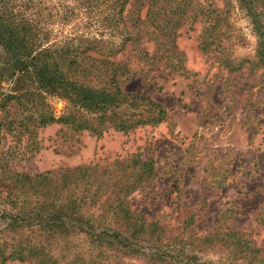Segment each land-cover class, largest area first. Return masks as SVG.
Here are the masks:
<instances>
[{
	"label": "rangeland",
	"instance_id": "obj_1",
	"mask_svg": "<svg viewBox=\"0 0 264 264\" xmlns=\"http://www.w3.org/2000/svg\"><path fill=\"white\" fill-rule=\"evenodd\" d=\"M200 1H213L226 13L222 50L203 51L199 42L205 25L187 20L176 30L175 48L163 49L170 58H158L160 51L150 58L154 47L148 36L128 41L116 56L128 58L132 70L122 90L145 96L164 110L162 121L128 131L107 127L96 135L58 122L39 125L40 114L49 111L59 117L69 110V102L44 93L4 100L35 85L29 78L10 76L0 48V241L40 237L35 224L6 229L5 213L17 212L6 201L14 191L8 187L13 173L34 175L94 164L100 168L139 153L153 159L155 176L150 187L133 191L127 200L158 218L170 230L166 238H177L170 248L173 256L191 253L182 246L185 242L212 235L206 249L195 253L200 260L264 264V69L249 73L246 63L254 56L256 36L236 0ZM51 4L43 0L42 12L52 36L61 39L77 29L110 38L109 30L100 26L103 14L51 19ZM115 32L112 38L119 44ZM133 44L145 48L147 55L139 51L140 58L133 56ZM148 109L120 108L127 114H147ZM164 259L155 264H176ZM126 261L154 264L133 257ZM0 264L30 263L13 259Z\"/></svg>",
	"mask_w": 264,
	"mask_h": 264
},
{
	"label": "trees",
	"instance_id": "obj_2",
	"mask_svg": "<svg viewBox=\"0 0 264 264\" xmlns=\"http://www.w3.org/2000/svg\"><path fill=\"white\" fill-rule=\"evenodd\" d=\"M64 1L50 0L51 19L103 14L100 26L109 30L110 38L77 29L56 38L46 24L43 0H0V48L10 76L29 78L35 85L34 90L19 89V95L8 94L4 100L44 93L70 104L59 117L49 111L40 114L41 126L58 122L73 131L99 135L107 127L128 131L150 121L160 122L164 110L158 104L121 88L132 70L128 58L116 56L128 41L137 43L148 36L154 47L150 58L157 57L158 51V58H170L163 49L166 45L167 51L175 48L176 30L188 20L191 25L197 21L205 25L199 42L203 51L224 46L226 13L213 1L70 0V6ZM236 1L256 36L254 56L246 60L251 73L264 69V0ZM114 30L120 36L119 44L112 38ZM133 46V56L140 58L139 51L147 55L145 48ZM122 106L150 109L147 114H127L120 110ZM13 176L8 187L14 191L6 201L17 212L5 213L6 229L35 224L40 237L2 239L0 263L16 259L30 264H128L126 258L133 257L154 264L164 258L176 264H215L195 254L206 249L212 235L185 242L182 246L191 253L173 256L170 248L177 238H166L170 230L158 218L133 208L127 200L133 191L150 187L155 176L152 158L133 153L100 168L77 165Z\"/></svg>",
	"mask_w": 264,
	"mask_h": 264
}]
</instances>
